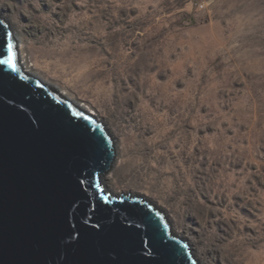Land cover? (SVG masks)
Here are the masks:
<instances>
[{"label": "rangeland", "instance_id": "374dc122", "mask_svg": "<svg viewBox=\"0 0 264 264\" xmlns=\"http://www.w3.org/2000/svg\"><path fill=\"white\" fill-rule=\"evenodd\" d=\"M0 18L23 69L111 134L105 189L152 203L199 264H264V0H0Z\"/></svg>", "mask_w": 264, "mask_h": 264}, {"label": "water", "instance_id": "95a60500", "mask_svg": "<svg viewBox=\"0 0 264 264\" xmlns=\"http://www.w3.org/2000/svg\"><path fill=\"white\" fill-rule=\"evenodd\" d=\"M113 157L104 125L18 50L16 72L0 66V264H199L152 203L105 189Z\"/></svg>", "mask_w": 264, "mask_h": 264}, {"label": "snow or ice", "instance_id": "6c2138e0", "mask_svg": "<svg viewBox=\"0 0 264 264\" xmlns=\"http://www.w3.org/2000/svg\"><path fill=\"white\" fill-rule=\"evenodd\" d=\"M3 23L0 20V25H3ZM0 66H5L11 72H16L17 70V46L10 31L0 36ZM73 115L80 116L81 113L74 112Z\"/></svg>", "mask_w": 264, "mask_h": 264}, {"label": "bare ground", "instance_id": "6f19581e", "mask_svg": "<svg viewBox=\"0 0 264 264\" xmlns=\"http://www.w3.org/2000/svg\"><path fill=\"white\" fill-rule=\"evenodd\" d=\"M18 59H19V56H18ZM22 64H23V63H21V65H22ZM21 65H20V66H21ZM23 67H24V66L22 65V66H21V69H23ZM23 70H24V69H23ZM24 71H25L26 73H28V71H27V70H24ZM28 74H29V73H28ZM101 179H102V178H101ZM102 182H103V181H102ZM170 231L172 232V230H171V229H170ZM172 233H173V232H172ZM173 234H174V233H173ZM176 236H177V235H176ZM188 245H189V243H188Z\"/></svg>", "mask_w": 264, "mask_h": 264}, {"label": "built area", "instance_id": "2783aa9c", "mask_svg": "<svg viewBox=\"0 0 264 264\" xmlns=\"http://www.w3.org/2000/svg\"><path fill=\"white\" fill-rule=\"evenodd\" d=\"M198 6H199V7H202V4H199Z\"/></svg>", "mask_w": 264, "mask_h": 264}]
</instances>
